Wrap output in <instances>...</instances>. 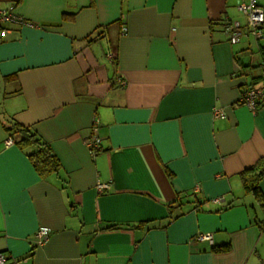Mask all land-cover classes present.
I'll list each match as a JSON object with an SVG mask.
<instances>
[{"label":"crops","instance_id":"1","mask_svg":"<svg viewBox=\"0 0 264 264\" xmlns=\"http://www.w3.org/2000/svg\"><path fill=\"white\" fill-rule=\"evenodd\" d=\"M239 1L0 0L27 21L0 38L5 264H264V209L240 178L264 157V107L241 103L262 83L264 32ZM15 124L57 172H37Z\"/></svg>","mask_w":264,"mask_h":264},{"label":"built area","instance_id":"2","mask_svg":"<svg viewBox=\"0 0 264 264\" xmlns=\"http://www.w3.org/2000/svg\"><path fill=\"white\" fill-rule=\"evenodd\" d=\"M238 9L248 17L249 25L248 29L253 35L255 39H261L264 32V9L260 4V0H243L239 1ZM27 21L19 16L14 6H10L8 8L0 7V38H6L10 33V26L14 25H25ZM227 31L229 33L230 42L234 45L239 43L242 37V27L238 23H228ZM126 32V29H124ZM262 83L259 86H251L245 89L241 96V103L247 106L251 111L256 112L259 108L264 107V71L262 74ZM215 116L219 118H225V114L222 111H215ZM98 131V123L93 127V135L88 141V146L91 149L92 153L95 154L96 151L101 146V139L97 133ZM7 146L14 145V140L9 138L6 141ZM107 188V186H101L100 189L103 190ZM223 199L219 198L215 200V203L222 204ZM51 231L47 228H41L37 234L35 235L36 244L38 246L44 245ZM200 240L203 241H211V235L209 234H201L199 236ZM7 258L4 255H0V264H5L7 262Z\"/></svg>","mask_w":264,"mask_h":264},{"label":"trees","instance_id":"3","mask_svg":"<svg viewBox=\"0 0 264 264\" xmlns=\"http://www.w3.org/2000/svg\"><path fill=\"white\" fill-rule=\"evenodd\" d=\"M9 131L13 132V136L17 135L18 139H15L17 145L23 149H28V158L41 176H47L59 170V160L53 154L50 146L36 132L19 124H15ZM240 178L244 192L253 195L261 208L264 209V194L260 187L264 179V157L254 166L244 170L240 174ZM230 248L231 246L227 244L214 248V250L216 252H228Z\"/></svg>","mask_w":264,"mask_h":264}]
</instances>
